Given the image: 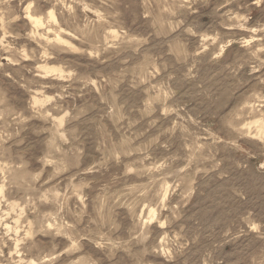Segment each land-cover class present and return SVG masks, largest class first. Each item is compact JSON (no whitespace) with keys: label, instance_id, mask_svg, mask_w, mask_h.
I'll list each match as a JSON object with an SVG mask.
<instances>
[{"label":"clouds","instance_id":"1","mask_svg":"<svg viewBox=\"0 0 264 264\" xmlns=\"http://www.w3.org/2000/svg\"><path fill=\"white\" fill-rule=\"evenodd\" d=\"M0 29V205L32 217L0 264H264V0H0Z\"/></svg>","mask_w":264,"mask_h":264},{"label":"rangeland","instance_id":"2","mask_svg":"<svg viewBox=\"0 0 264 264\" xmlns=\"http://www.w3.org/2000/svg\"><path fill=\"white\" fill-rule=\"evenodd\" d=\"M0 37H5V34L3 32V29H0ZM5 39L8 40V42H10V39H8L7 37H5ZM65 39H67V37H65ZM0 50H2V48H0ZM43 64H48V63H43ZM49 65H52V64H49ZM41 70L45 73V75L47 74L46 71L43 68H41ZM19 208L20 209H23V213H24L23 215H18L17 214V212L19 211V209L17 210V212H10L9 209H8V207L0 205V218H1L0 219V224H1L0 227H2L5 223H7V224L10 223L9 225L15 224L17 220H19L20 224L23 225V224H25L27 222L25 220V217L26 216H27V219L28 220H31L32 219L31 215L28 214V210L24 206V204L21 203L19 205ZM6 214H7V220H5V215Z\"/></svg>","mask_w":264,"mask_h":264},{"label":"bare ground","instance_id":"3","mask_svg":"<svg viewBox=\"0 0 264 264\" xmlns=\"http://www.w3.org/2000/svg\"><path fill=\"white\" fill-rule=\"evenodd\" d=\"M41 68H43L45 71H46V73H49V72H56L57 71V68H56V66H54V65H49V64H42L41 66H40ZM1 219V218H0ZM3 219V218H2ZM6 220V219H5ZM17 220V219H16ZM2 221V220H1ZM10 224V223H9ZM1 225V224H0Z\"/></svg>","mask_w":264,"mask_h":264}]
</instances>
